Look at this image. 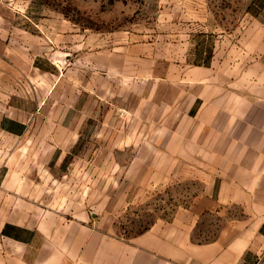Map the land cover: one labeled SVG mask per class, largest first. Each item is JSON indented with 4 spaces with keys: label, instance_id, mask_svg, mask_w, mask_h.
<instances>
[{
    "label": "crops",
    "instance_id": "1",
    "mask_svg": "<svg viewBox=\"0 0 264 264\" xmlns=\"http://www.w3.org/2000/svg\"><path fill=\"white\" fill-rule=\"evenodd\" d=\"M224 40L218 61L181 69L179 83L152 81L142 45L125 47L110 91L123 97L115 150L128 158L116 159L109 184L108 134L78 149L82 134L71 132L67 167L20 185L38 209L0 228V264H264V38ZM109 185L122 188L120 206H108ZM176 186L177 208L130 237L119 231L120 209ZM30 217L41 221L14 219Z\"/></svg>",
    "mask_w": 264,
    "mask_h": 264
},
{
    "label": "rangeland",
    "instance_id": "2",
    "mask_svg": "<svg viewBox=\"0 0 264 264\" xmlns=\"http://www.w3.org/2000/svg\"><path fill=\"white\" fill-rule=\"evenodd\" d=\"M224 38H264V0H0V228L38 209L23 201L20 185L59 162L67 167L73 156L60 154L71 132L82 134L78 149L108 134L109 184L115 179L116 159L128 158L115 150V133L127 124L116 105L122 94L110 88L122 80L125 47L142 45L141 64L156 69L152 81L179 83L181 69L218 61ZM119 190L108 188V206L121 205L113 202ZM180 191L161 188L150 204L120 209L119 231L130 237L177 208Z\"/></svg>",
    "mask_w": 264,
    "mask_h": 264
}]
</instances>
